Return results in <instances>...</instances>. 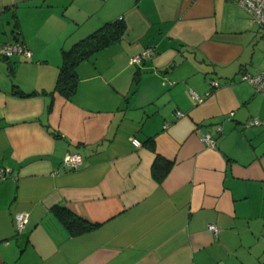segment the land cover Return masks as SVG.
<instances>
[{
	"label": "crops",
	"instance_id": "0c3cea01",
	"mask_svg": "<svg viewBox=\"0 0 264 264\" xmlns=\"http://www.w3.org/2000/svg\"><path fill=\"white\" fill-rule=\"evenodd\" d=\"M116 19L121 40L54 90L61 49ZM262 33L236 0H0V45L31 51L0 54V264H264V92L241 79L264 71ZM56 205L91 227L72 235Z\"/></svg>",
	"mask_w": 264,
	"mask_h": 264
},
{
	"label": "trees",
	"instance_id": "16d2710c",
	"mask_svg": "<svg viewBox=\"0 0 264 264\" xmlns=\"http://www.w3.org/2000/svg\"><path fill=\"white\" fill-rule=\"evenodd\" d=\"M125 30L126 23L124 20L116 19L107 21L91 33L73 43L70 47L62 48L61 62L54 90L67 98L71 97L76 91L78 84V64L92 57L100 49L119 42ZM15 91L22 93L17 89H15ZM145 143L149 146H153V139L148 138ZM171 164V160L158 155L151 168L153 178L158 182L162 181L169 172ZM53 211L72 235L80 234L91 227L90 223L63 206L56 205L53 207Z\"/></svg>",
	"mask_w": 264,
	"mask_h": 264
},
{
	"label": "built area",
	"instance_id": "2783aa9c",
	"mask_svg": "<svg viewBox=\"0 0 264 264\" xmlns=\"http://www.w3.org/2000/svg\"><path fill=\"white\" fill-rule=\"evenodd\" d=\"M237 5L243 9L252 19V21L264 32V0H236ZM154 49L146 48L140 51L139 53L131 56L130 61L135 64L141 63L143 60L147 59L153 54ZM0 54L5 57H10L14 54H22L25 57H30L31 51L27 46H25L22 42L15 41L12 43H3L0 45ZM241 79L250 83V85L254 88L256 92H264V71H261L256 74H252L247 71L241 72ZM210 84L213 87L219 86L220 81L217 79L210 80ZM191 96L197 102H202L205 95L209 94V91L205 93V95H199L193 90H190ZM178 116H181V112H177ZM248 124H259L257 119H252ZM201 131V130H200ZM216 131L220 133L221 126L218 125L216 127ZM202 138L204 142L210 146L215 145V139L213 135L209 132L201 131ZM131 142L135 146L140 145V141L134 137H131ZM82 162V157L78 152H67L62 157V164L65 167L76 168ZM7 171L4 169H0V178L7 176ZM27 221V214L24 212H17L14 214V224L16 227V231L20 232ZM208 229L217 234L218 228L215 224H208Z\"/></svg>",
	"mask_w": 264,
	"mask_h": 264
},
{
	"label": "rangeland",
	"instance_id": "374dc122",
	"mask_svg": "<svg viewBox=\"0 0 264 264\" xmlns=\"http://www.w3.org/2000/svg\"><path fill=\"white\" fill-rule=\"evenodd\" d=\"M262 34H264V33H262Z\"/></svg>",
	"mask_w": 264,
	"mask_h": 264
}]
</instances>
